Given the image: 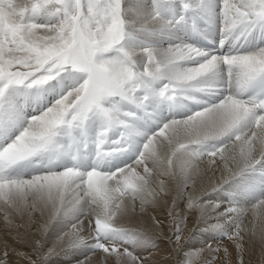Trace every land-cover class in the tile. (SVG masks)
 Returning <instances> with one entry per match:
<instances>
[{
  "label": "snow or ice",
  "instance_id": "obj_1",
  "mask_svg": "<svg viewBox=\"0 0 264 264\" xmlns=\"http://www.w3.org/2000/svg\"><path fill=\"white\" fill-rule=\"evenodd\" d=\"M217 157L216 199L187 207H210L204 233L240 251L244 206L264 216V0H0L6 206L22 214L32 196V211L51 205L72 223L70 247L143 264L134 250L153 242L114 224L126 201L163 199L159 177L182 199Z\"/></svg>",
  "mask_w": 264,
  "mask_h": 264
},
{
  "label": "bare ground",
  "instance_id": "obj_2",
  "mask_svg": "<svg viewBox=\"0 0 264 264\" xmlns=\"http://www.w3.org/2000/svg\"><path fill=\"white\" fill-rule=\"evenodd\" d=\"M238 150L239 149L237 148L236 149L237 153H238ZM167 151H168L167 146L166 145L162 146V148H161L162 154L166 155ZM176 164H177V172H178V166L180 164V161L177 160ZM229 166L232 167L231 164ZM222 171H223V162L220 161L218 157H217L216 163H212L211 159H205L202 162H200L199 172L193 174L194 183L193 182L189 183L187 190L184 191V195H183L182 199L177 198L178 181L176 179H173L171 177H168V178L159 177L158 179H165V181H166L167 193L161 194L163 196V199H160L159 197H157V200L155 203H152L146 209H143V210L141 209V205H140L139 200L136 201L135 210H133V207H132L130 200L126 201V204L128 205V212L124 215H118L116 218H118L120 216L122 220L123 219L126 220L127 222H125L126 223L125 226H127V227H133V228L135 227L136 228L138 225L139 226L145 225L146 229H148V231L150 229H155V228L158 231H160V230H162V228H160V226L158 227V223H157V226L155 225V222L159 221V220H157V218L159 216H162L160 218L162 220H164L167 216L165 218H163V212L166 213L167 210L170 211L173 208H175V212L173 213V215L178 222H181V221L183 222L182 219H184L186 222V223L183 222V223H185L184 227H186V225H188V224H193V227H195L194 230L192 229L193 233L191 235V239H192V244H196L198 247L196 249H194L195 247H193L192 250H195V252L196 251L201 252L202 256L205 258L204 264H208L207 262L212 257V255H214V257L217 256V259H220V262H218V263L214 262L213 264H239V261L242 258H243L244 264H263L264 263V242H262L260 237H261V233L264 232V216H263V221L261 220V225H259L255 228L256 229L255 233H251V225H252L251 216H261V215H257L254 212L252 204H248V205L244 206L246 209V214L242 217V228H244L245 231H243L241 233V235L244 238L241 241L242 248L240 251H237L236 245L232 240H230L226 237H223V238L215 237V238H213L210 234L204 233V231H203L204 228H206L208 226V224L204 223L205 219H207L209 224L216 222V220L214 218V213H211L210 207H206V212L208 213L207 215H205V213H202L199 209H196V208L188 209V207H187L190 196H200V197H202L203 200H208V199L215 200L216 199L215 193H212L211 190L221 180ZM179 182L182 184V182H183L182 178ZM206 193H207V195H206ZM227 206L228 205L226 202L223 203L221 210H223V208L227 207ZM47 208L48 207L43 208V210L45 211ZM4 209H2L0 206V222L4 221V222H7L8 224H11L12 222L17 221V220H15L16 216L14 214H12L11 212L9 213V211L6 210V208H4ZM43 210L38 211L37 215L32 218L35 221V223H43V220H44V217H42V215L44 216ZM133 212H136V213H133ZM262 212H264V210H262ZM134 214H139L138 215L139 218L137 219V221L132 220V216ZM61 216L62 217L58 218V219L53 217L48 221V224L52 226V228L50 227L51 228L50 234L49 235L47 234L48 238L52 237L51 239H49L50 245L52 247L54 245L58 246L57 243H59L62 239L68 237L69 235H71L73 233V228H72L71 222H68L65 219L63 214ZM130 216H131V218H130ZM153 216H155L156 218L154 219ZM153 219L155 221H153ZM62 222L64 224H62ZM164 222H165V220H164ZM170 224H171V222H170ZM60 225H61V227H60ZM38 226L39 225H37V227ZM164 226H166V225H164ZM164 226H163V229H164ZM181 226H182V223H181ZM190 226L191 227H189V225H188V229L186 228V233H184V235H188L187 232H189V231H187V230H189V228L190 229L192 228V225H190ZM39 228H40V226H39ZM143 229H144V227H143ZM252 230H254V229H252ZM52 231H54V235L51 234ZM3 232L2 233L0 232V233L3 234ZM5 232H8V231H5ZM1 234H0V240L3 241V239H1ZM159 235H160V233H159ZM84 236L87 238L85 233H84ZM182 237H183V235H182ZM6 238H8V237L6 236ZM163 240H165V239H163ZM187 240H189V238H187ZM198 242H199V244H197ZM163 243H164V241H163ZM180 243H183V241H181ZM187 243L185 245L188 248L189 244L187 245ZM2 244H5L4 246H6L8 248L10 247L9 246L10 244H8L6 242L5 243L3 242ZM166 244H167V240H166ZM2 246H1V248H2ZM68 246H69V244H68ZM166 246H168V244ZM189 246L191 249L192 246L191 245H189ZM18 247L19 246H17V248ZM65 247H66V245H65ZM67 247L66 248L63 247V248H59V249L55 248L56 250H54L52 252V254L50 255V256H52V258H50V260H48L46 264H98L99 263L100 256H99L98 252H91V251H88L87 249H82V248L81 249H67ZM163 247L164 246L162 245L161 248H163ZM180 247H181V244H180ZM45 249H47V248H45ZM163 249L166 250V247H164ZM163 249H161V250H163ZM161 250L158 253L161 254ZM181 250H182V248H180V252H181ZM186 250L184 249V251H186ZM225 250H227V254H226ZM28 251L29 250L26 248L25 249L19 248V250H16V254H14V256H11L8 258V260H9L8 264H27L28 260L25 259L22 254L28 253ZM47 251H50V250L47 249ZM184 251H182V252H184ZM191 252L192 251H190V253ZM184 253H187V252H184ZM156 254H157V252H156ZM197 254H195V255H197ZM181 255H184V254L182 253ZM47 256H49L48 253H47ZM208 256L210 257L209 259H208ZM3 258L4 257H2V259ZM30 258H31V260L34 261V257H32L30 255ZM3 261H2V264H3ZM149 262H150V260H149ZM212 262H213V260H212ZM5 264H7V263H5Z\"/></svg>",
  "mask_w": 264,
  "mask_h": 264
},
{
  "label": "rangeland",
  "instance_id": "obj_3",
  "mask_svg": "<svg viewBox=\"0 0 264 264\" xmlns=\"http://www.w3.org/2000/svg\"><path fill=\"white\" fill-rule=\"evenodd\" d=\"M68 199H71V196H69ZM32 203H33V197L32 196H29V198H28V207L21 214V213L16 212L13 208H9L8 206H6L4 204V202L2 200H0V206H1V208L2 209L6 208V210H8L9 213L11 212L12 214H14L16 216V219L15 220H17V221L12 222L11 224H8L7 222H4V221L3 222H0V232L2 233L4 231L3 234L0 233L1 234V239H3V241L0 240V264H2V261L3 260H4L3 261V264H5V263L8 264L9 263L8 258L11 257V256H14V254H16V250H19V248H24V249L26 248V249H28L29 250L28 251V253H29L28 255L29 256L31 255L32 257H34V261H37V264H46L47 261L50 260V258H52V256H50V255L52 254V252L54 250H56L57 248L58 249L59 248H63V247L66 248L68 246V244L70 243V237H71L72 234L69 235L68 237L62 239L59 243H57L58 246L54 245L52 247L50 245L49 239H51L52 237L51 238H48V235L51 232L50 229L52 228V226L48 224V221L51 218H53V217H55L57 219L58 218H61L62 217L61 216L62 214H54L53 207L51 205H48L47 206L48 208L45 211L43 210L44 211L43 212L44 216L42 215V217H44L43 223H35V221L32 218L37 215L38 211H35V212L32 211V208H31ZM169 212L170 211H168V210H167L166 213L163 212V218H165L167 216L164 219L165 222H164V220H162L160 218L162 216H159L157 218V220H159V221L158 222L157 221L155 222V225L156 226H157V223H158V227L160 226V228H162V230H160V231H158L156 228L155 229H150L148 231V229H146V226L145 225H140V226L139 225L138 226L136 225L137 226L136 228L135 227L134 228L133 227H127V226H125L126 225L125 222H127V221L124 220V219L122 220L120 216L118 218H115L114 224H115L116 227H119V228H122L123 227V229H126L130 233L140 235L142 238L150 239L153 242V244H154L153 247H149L147 249H142V248H139L138 247V248H136L134 250V254L138 255L142 259L143 264H184V261L187 258V254L190 253V251H192L191 253H192V256H193L192 257V264H204L205 263L204 262V259L205 258L202 256L201 252H199V251H196L195 252V250H192L193 247H195L194 249H196L198 247L196 244H192L191 235L193 233V230L195 229V227H193V224H188L189 227H191L190 225H192V228L191 229L189 228V230H187V231H189V232H187L188 235H184V233H186V228L188 229V225H186V227H184V224L186 223L184 219H182V220L185 223H183L182 221L179 222V223H182V226L184 227L183 228L181 226L183 228L182 229V232L183 233L181 232V241H183V243H180L181 244V247H180V244L174 246V244L169 241L168 238L173 236V232H172V228H173L172 220H173V216H174V215L173 216H170L169 215ZM133 213H136V212H133ZM138 215L139 214H134L132 216V220L137 221V219L139 218ZM130 218H131V216H130ZM153 218L155 219L156 217L153 216ZM154 219H153V221H155ZM251 220H252L251 221V223H252V225H251V233H255V231H256L255 228L257 226L261 225V220L263 221V216H251ZM169 221L171 222V224H170ZM162 223L164 225H166V226H164ZM62 224H64V223L62 222ZM37 225H39L40 228H39V226L37 227ZM163 226H164V229H163ZM60 227H61V225H60ZM143 227H144V229H143ZM42 228H45V230L44 231H41ZM252 229H254V230H252ZM5 231H8V232H5ZM159 233H160V235H159ZM51 234L54 235V231H52ZM85 235L87 236L88 234L85 233ZM182 235H183V237H182ZM6 236L8 238H6ZM187 238H189V240H187ZM163 239H165V240H163ZM173 239H174V237H173ZM37 240L41 241V244H42V248L39 250V252H37V251L34 250L35 241H37ZM166 240H167V244H168L169 247L166 246L167 245L166 244ZM163 241H164V243H163ZM3 242L4 243L6 242V243L10 244L9 245L10 247L8 248V247L4 246L5 244H2ZM185 242L186 243L188 242L187 245L189 244V245L192 246L191 249H190V246L189 245H188V248L186 247V245H185L186 243ZM197 244H199V242ZM65 245H66V247H65ZM162 245L164 247H166V250L163 249L164 247L161 248ZM1 246H2V248H1ZM17 246H19V247L17 248ZM45 248L49 249L50 251H47V249H45ZM180 248H182L181 252H180ZM67 249H75V248H72V247L68 246ZM161 249H163L164 251L161 250ZM184 249L185 250L187 249V250L184 251ZM130 250H132V249H130ZM160 250H161V254L158 253V252H160ZM182 251L187 252V253H184ZM156 252H157V254H156ZM47 253H48L49 256H47ZM182 253L184 255H181ZM194 253L195 254L198 253V254L195 255ZM98 254L100 256V259H99V263L98 264H100V263L101 264H116V261H115V258L114 257L113 258H110L108 260H105L103 253L98 252ZM2 257H4V258L2 259ZM157 257L158 258L160 257V258L158 259ZM209 258L210 257L208 256V259ZM216 259H217V256L214 257V255H212V257L208 260L207 263L208 264H213L214 262L215 263L216 262L217 263L220 262V259H217V260ZM149 260H150V262H149ZM212 260H213V262H212ZM241 263L244 264L243 263V258L240 259V261H239V264H241ZM27 264H29V262ZM122 264H127L126 258L122 261Z\"/></svg>",
  "mask_w": 264,
  "mask_h": 264
}]
</instances>
